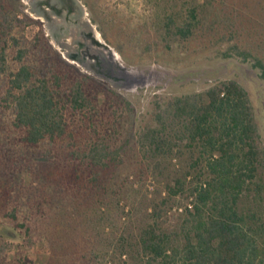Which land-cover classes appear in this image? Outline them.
Segmentation results:
<instances>
[{
  "label": "trees",
  "instance_id": "16d2710c",
  "mask_svg": "<svg viewBox=\"0 0 264 264\" xmlns=\"http://www.w3.org/2000/svg\"><path fill=\"white\" fill-rule=\"evenodd\" d=\"M149 1L156 50L197 44L264 80V0ZM18 3L0 0V128L10 123L20 149L0 157V215L24 258L46 244L38 264H264V146L246 88L227 79L157 101L134 131L129 101L64 63L43 31L26 39ZM96 7L93 23L123 54L115 17ZM2 242L0 253L15 246Z\"/></svg>",
  "mask_w": 264,
  "mask_h": 264
},
{
  "label": "rangeland",
  "instance_id": "374dc122",
  "mask_svg": "<svg viewBox=\"0 0 264 264\" xmlns=\"http://www.w3.org/2000/svg\"><path fill=\"white\" fill-rule=\"evenodd\" d=\"M24 1L26 2V0ZM24 1L19 0L17 13L20 18L32 21L23 33L26 39L33 41L35 35L43 31L49 44L64 63L78 69L83 74L91 75L106 88L115 90L123 99L129 101L134 109L130 121L134 131L152 121L157 101L165 103L172 97L201 93L219 81L233 79L249 92L264 146V80L259 77L258 70L237 59H223L218 56L216 50H203L197 44L188 46L186 53L175 50L171 52L156 50L155 40L152 38L156 29L151 25L152 21L149 19L151 14L149 10L153 6L151 0L148 6L145 5L146 0H78L82 8V18L87 22L90 34H94L103 45L98 47L99 51H95V53H101L108 64V69L104 74H99L97 70L85 67L68 58L67 48L58 44L53 30L43 27L44 20L32 12ZM94 3L98 12L105 8L107 13L115 17V26H108V28L114 33L121 31L122 40L117 41V44L122 45L126 50V52H122L123 54L119 52L117 45L107 43L102 37L100 26L93 23V13L90 8ZM144 31L151 33L150 53L144 52V49L149 46L143 42V39L146 40ZM123 32L128 35L138 34L140 41L131 45L128 39L124 38ZM14 33L20 36L19 30H14ZM69 39L67 38L65 41L69 42ZM12 67L17 69V63H13ZM2 128H4V132L2 135L0 132V148L3 151L0 153V157H7L13 154L14 149L16 152L20 149L15 147L16 140L13 142L16 133L13 134L10 131V123L4 121ZM130 146L126 147L132 151L126 155L130 160L129 163L134 160L136 155L135 149ZM128 168L129 165L123 171H127ZM18 178L23 181L27 179V174H19ZM145 185L146 189L152 190L153 180L146 181ZM4 213L6 212L4 211ZM0 240L3 241L2 243L11 242L15 245L0 253L2 256L0 263L6 255L7 264H35V262L38 264V256H41L42 260L43 256L44 259L46 257L45 261H47L51 251L46 244L43 247L38 245L29 251L30 257L25 259L24 253L20 252L24 250V246H19L22 240L19 231L14 228L8 218L2 215H0ZM17 253L22 255V259L18 257Z\"/></svg>",
  "mask_w": 264,
  "mask_h": 264
},
{
  "label": "flooded vegetation",
  "instance_id": "af4514ba",
  "mask_svg": "<svg viewBox=\"0 0 264 264\" xmlns=\"http://www.w3.org/2000/svg\"><path fill=\"white\" fill-rule=\"evenodd\" d=\"M25 3L44 20L43 27L53 30L58 44L67 48L68 58L97 70L99 74L107 71L104 57L95 53L103 45L94 34H90L78 0H26ZM67 38H70L69 42L65 41Z\"/></svg>",
  "mask_w": 264,
  "mask_h": 264
}]
</instances>
